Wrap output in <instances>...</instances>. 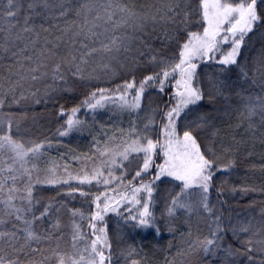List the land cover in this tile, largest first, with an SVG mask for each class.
Listing matches in <instances>:
<instances>
[{
	"label": "snow or ice",
	"instance_id": "obj_1",
	"mask_svg": "<svg viewBox=\"0 0 264 264\" xmlns=\"http://www.w3.org/2000/svg\"><path fill=\"white\" fill-rule=\"evenodd\" d=\"M257 32L261 46L245 56ZM127 63L147 74L114 88L93 86L52 137L25 139L26 114L5 111L115 75ZM201 65L216 67L201 76ZM150 90L167 100L156 103ZM218 100L223 115H236L230 135L216 124ZM108 105L138 118L143 112L141 123L117 129L103 147L94 137L93 155L45 159L56 137L84 125L76 116L81 108ZM57 115H66L62 105ZM244 136L264 144V0H0V264H149L135 243L113 250L109 213L130 228L157 236L163 229L174 238V219L186 215L189 239L169 240L163 264L193 254L196 264H264V206L233 215L221 199L226 181L214 183L218 172L236 166L220 161L246 143ZM66 156L82 165L79 171ZM165 178L169 186L161 191ZM93 185L103 191L83 187ZM45 187L56 195L44 196ZM76 194L87 211L68 207L65 198ZM117 238L123 242L122 233Z\"/></svg>",
	"mask_w": 264,
	"mask_h": 264
},
{
	"label": "trees",
	"instance_id": "obj_2",
	"mask_svg": "<svg viewBox=\"0 0 264 264\" xmlns=\"http://www.w3.org/2000/svg\"><path fill=\"white\" fill-rule=\"evenodd\" d=\"M194 31L201 30L198 27H193ZM261 32H257L256 35L251 37V40L248 43V47L244 50V55L248 56L250 53H253L255 49L260 48L261 46ZM159 47V44L156 45ZM227 47V46H225ZM167 55H171V52L166 51ZM215 65H201L198 69L201 76L205 72H211L215 68ZM147 72L143 68H134L131 63H127L125 67L119 68L116 71L115 75L103 76L99 81L92 82H77L72 85L70 91L58 92L53 95L51 99H48L46 102L40 104H35L32 100L24 101L19 106H13L11 109H5V111H12L16 113L17 118L25 116L26 118L21 120L22 125V134L25 139H34V140H43L45 137H52L56 129L59 128L64 121L67 119V114H70V110L73 107H76L81 104L85 99L88 92L93 90V86L100 87H112L114 88L118 84H122L125 79H130L132 75H135L136 79H141ZM232 79H235L234 74ZM151 99L156 103H160L162 100H167V97L157 95L155 90H150ZM62 105L65 109V116H58V107ZM216 106L221 109L219 118L216 121V124L222 130V134L230 135L228 132V125L230 123L236 122V115L233 113L231 116L223 115V102L218 100ZM202 111L208 110L206 104H202ZM144 113L140 114V117L135 115H129L127 112H120L114 108L112 105L106 106L104 109H98L95 112H92L86 108H81L80 112L76 114L77 118L84 121V125L79 130L72 131L68 136L65 137H56L53 140V147L48 149L47 156L45 159L51 157L55 158L58 162L63 163L61 156L65 154H72L76 156H82L87 153L89 155L94 154V141L95 137L100 141V146L103 147L104 141L112 136L113 133L118 135L117 129L123 128L128 129L129 123L132 120H136L137 123H141V118ZM246 126V125H245ZM107 135H104V134ZM242 135L241 132H237V139H240ZM60 141L59 144L56 141ZM246 143H242L238 150L233 149L231 153L227 156H223L220 163H226L229 159H234L236 166L231 169L229 172H218L214 177V183L217 185L221 182L224 183V188L226 189L224 195L221 199H226L228 204L226 208L234 210L235 212H241L242 214L253 213L255 214L258 209L264 204V144H261L259 141H252L249 137L244 136ZM118 142V141H117ZM69 164L70 169L75 173L79 171L82 165L76 161L70 159V157H65ZM45 166L44 164L41 165ZM117 174H119L117 172ZM168 178H165L164 181L160 183V190L169 186ZM73 183V182H72ZM242 186H247L249 188H255L256 191H250L247 194L236 192L232 193L230 189L240 188ZM85 189L91 188L92 192L103 191V186L100 188L93 186H83ZM64 189H67V186H64ZM44 196H54L56 195V190L51 187L42 188ZM68 203V207H83L85 211L88 210L89 205L84 203L85 198L80 197L76 194V198L72 199L70 197L65 198ZM212 200L215 202L216 193L213 192ZM256 202L255 207L248 208L247 206ZM162 205L158 204L157 206V215H159V209ZM94 209V205L92 206ZM123 211V209H121ZM228 215V212H225V216ZM63 220L67 222L68 214L65 212L63 214ZM105 220L107 222L109 235L113 240V250L116 251L119 247L124 246L126 243H135L139 246H142L144 253L147 254L149 264H163L165 255L167 254V245L169 240H173L175 244H179L181 239H189L188 226L185 223L188 220V217L183 213L177 215L174 219L173 224L177 227L178 232L175 238L172 234H169L166 230H163L161 236H157L152 229H133L124 225L123 221L115 215L114 213H109ZM191 223L193 224V235L191 239H195V236L198 234L196 231V221L195 217L192 218ZM200 227L203 229L204 234L207 233V228L205 225L201 224ZM122 233L123 242L117 238L118 234ZM179 233H184V236L181 237ZM183 247H187V244H184ZM175 253L173 252L172 255ZM198 257L193 254L191 256L177 257L176 264H180L181 261H184L185 264H196ZM215 264H219V261H216Z\"/></svg>",
	"mask_w": 264,
	"mask_h": 264
},
{
	"label": "rangeland",
	"instance_id": "obj_3",
	"mask_svg": "<svg viewBox=\"0 0 264 264\" xmlns=\"http://www.w3.org/2000/svg\"><path fill=\"white\" fill-rule=\"evenodd\" d=\"M168 179H170V178H168ZM76 182L75 181H73V184H75Z\"/></svg>",
	"mask_w": 264,
	"mask_h": 264
}]
</instances>
